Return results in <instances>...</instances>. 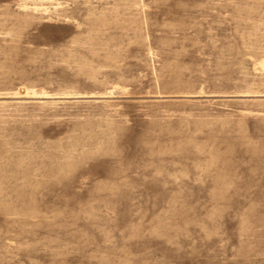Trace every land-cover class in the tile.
<instances>
[{
	"label": "rangeland",
	"instance_id": "rangeland-1",
	"mask_svg": "<svg viewBox=\"0 0 264 264\" xmlns=\"http://www.w3.org/2000/svg\"><path fill=\"white\" fill-rule=\"evenodd\" d=\"M0 264H264V0H0Z\"/></svg>",
	"mask_w": 264,
	"mask_h": 264
}]
</instances>
